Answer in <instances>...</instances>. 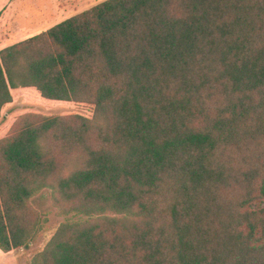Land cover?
<instances>
[{
    "label": "trees",
    "instance_id": "trees-1",
    "mask_svg": "<svg viewBox=\"0 0 264 264\" xmlns=\"http://www.w3.org/2000/svg\"><path fill=\"white\" fill-rule=\"evenodd\" d=\"M93 106L0 138V250L30 264H264V0H102L0 50L11 89Z\"/></svg>",
    "mask_w": 264,
    "mask_h": 264
},
{
    "label": "rangeland",
    "instance_id": "rangeland-1",
    "mask_svg": "<svg viewBox=\"0 0 264 264\" xmlns=\"http://www.w3.org/2000/svg\"><path fill=\"white\" fill-rule=\"evenodd\" d=\"M100 1L102 0H0V37H10L11 40L27 38ZM12 95V104L4 107L1 112L0 138L8 134L15 119L24 113L80 114L88 118L93 116L94 108L90 104L45 99L33 87L17 88ZM31 205L41 214L40 230L26 248L8 253L0 250V264H30L32 256L44 247L61 222L80 218L60 215L52 203L49 189L35 195L31 199Z\"/></svg>",
    "mask_w": 264,
    "mask_h": 264
},
{
    "label": "crops",
    "instance_id": "crops-1",
    "mask_svg": "<svg viewBox=\"0 0 264 264\" xmlns=\"http://www.w3.org/2000/svg\"><path fill=\"white\" fill-rule=\"evenodd\" d=\"M25 29V28H24ZM23 30V29H22ZM21 30V31H22ZM12 35V34H11ZM13 37H14V35H12ZM12 39V38H11ZM10 39V37L9 38H5V39H3L2 37H0V50L2 49V48H4L5 46H8V45H11V44H13V43H15V42H18V41H20V40H23V39H25V38H22V39H20V40H11ZM14 90L15 89H11V94L14 92ZM12 99H14V96L12 95ZM12 104V102L11 103H9V104H7V105H5L4 107H8V106H10Z\"/></svg>",
    "mask_w": 264,
    "mask_h": 264
}]
</instances>
